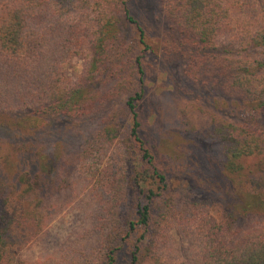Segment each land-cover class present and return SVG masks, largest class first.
Instances as JSON below:
<instances>
[{
	"label": "trees",
	"instance_id": "1",
	"mask_svg": "<svg viewBox=\"0 0 264 264\" xmlns=\"http://www.w3.org/2000/svg\"><path fill=\"white\" fill-rule=\"evenodd\" d=\"M161 3L163 67L172 79L169 69L182 66L196 88L188 96L211 119L209 137L232 189L178 197L141 137L150 46L131 0H0V264H13V249L41 235L75 194L57 179L61 158L44 153L54 120L99 116L87 143L116 152V181L132 205L123 234L120 227L111 237L129 247V264H264V224L237 227L264 219V0ZM88 43L84 71L69 80L68 64ZM69 189L71 199L62 203ZM171 230L183 242L180 255L168 251ZM95 233L103 239L104 230ZM94 251L18 264H93ZM114 252L105 264H115Z\"/></svg>",
	"mask_w": 264,
	"mask_h": 264
},
{
	"label": "rangeland",
	"instance_id": "2",
	"mask_svg": "<svg viewBox=\"0 0 264 264\" xmlns=\"http://www.w3.org/2000/svg\"><path fill=\"white\" fill-rule=\"evenodd\" d=\"M131 7L150 46L143 63L144 98L139 105L141 137L168 175L172 193L180 198L191 195L205 198L216 192L226 195L232 189V180L223 173L220 148L209 137L211 119L201 111L202 102L195 103L196 99L188 96V91H196V88L184 76L182 66L174 64L169 69L172 79L163 67L161 44L165 20L161 0H131ZM89 48L88 43L84 55L68 64L69 80H76L84 71ZM136 82L139 85V78ZM100 119L99 116L82 123L56 119L52 123L54 136L42 143L46 146L44 153L52 156L56 153V159L61 158L57 164L65 166V170L57 179H64L67 186L76 191L70 205L54 216L41 235L13 249V264H18L19 260L48 263L63 256H79L93 246L96 254L93 264H105L106 255L112 249H115V264H129V247L122 245L120 237H111L122 227L123 218L130 214L126 208L132 205L124 185L116 181L120 178L119 169H114L116 152H96L89 149L87 143ZM254 162L249 161L250 164ZM50 164L48 162L47 166ZM70 199L71 189L62 194L61 202ZM252 223L264 224V219L248 218L237 227H249ZM101 229L104 230L103 239L95 236L98 235L95 230ZM170 232L168 251L180 255L183 242L175 230ZM98 242L102 243L97 250Z\"/></svg>",
	"mask_w": 264,
	"mask_h": 264
}]
</instances>
